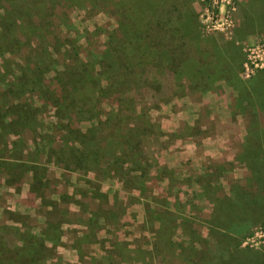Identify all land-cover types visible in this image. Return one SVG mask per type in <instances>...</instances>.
<instances>
[{
    "label": "trees",
    "instance_id": "16d2710c",
    "mask_svg": "<svg viewBox=\"0 0 264 264\" xmlns=\"http://www.w3.org/2000/svg\"><path fill=\"white\" fill-rule=\"evenodd\" d=\"M151 1L146 11L140 8V0H0V54L19 60L12 68L7 58L11 68L1 67L0 180L9 188L27 183L33 195L41 196V210L47 212L42 236L21 229L28 219L18 213L1 221L0 264H63L57 250L65 245L64 225L69 217L77 218L69 229L84 228L83 234L77 231L73 247L82 263L119 264L128 256L135 259L119 237L99 239L97 232L109 220L100 213L107 207L105 202L97 211L74 204L75 196L89 197L91 204L95 199L102 201V191L94 186L95 191L86 194L74 189L70 197L65 175L42 163L74 168L86 176H112L141 196L151 192L144 163L151 155L144 148L162 137L159 122L143 105L152 91H167L171 96L189 85L201 100L207 88L224 82L236 92L233 113L248 103L246 108L252 114L237 157L253 170L249 183L260 182L261 187L244 194L234 188L233 194L218 197L213 218L229 230H243L264 212V165L259 162L264 155V71L262 80L248 83L240 79L243 62L238 46L233 42L232 50H226L216 38H204L187 0ZM76 10L94 16L98 10L105 11L115 18V24L91 32L81 30L68 13ZM255 26L264 29V14L249 15L243 22V28ZM85 35L89 37L86 40L82 39ZM161 39L169 44L161 46ZM59 188L66 192L60 201L48 198ZM114 203L116 207L109 206L111 211L106 212L119 217L117 209L127 203L120 197H115ZM159 230L156 253H142L153 255L152 259L163 257L158 242L170 239L166 234L170 228L163 224ZM208 236L195 230L193 241L202 249L210 248ZM94 243L101 247V257L89 251ZM227 246L220 239L211 257L192 245L188 249L190 254L198 253L199 264H215L212 258ZM249 256L240 253L229 257L227 263L249 264L255 255ZM168 257L165 259L171 264H194L195 256Z\"/></svg>",
    "mask_w": 264,
    "mask_h": 264
},
{
    "label": "rangeland",
    "instance_id": "374dc122",
    "mask_svg": "<svg viewBox=\"0 0 264 264\" xmlns=\"http://www.w3.org/2000/svg\"><path fill=\"white\" fill-rule=\"evenodd\" d=\"M187 1L204 38H216L226 50H232L233 42L238 46L240 61L243 62L239 72L240 79L248 83L259 78L262 80L260 73L264 71V29L256 26L243 28V22L249 15L258 14L260 17L264 14V0ZM151 5V0H140V8L146 11ZM176 12L179 15L182 13L178 9ZM68 13L81 30L91 29V32L97 27L107 29L110 23L115 24V18L102 10H98L95 16L81 10ZM87 38L88 35H85L82 39ZM159 43L161 46L169 44L162 39ZM7 58H10L7 54H0V74L4 73V69H1L3 65L11 68L5 62ZM9 60L12 68L17 67L15 65L19 63L18 57ZM185 83L188 85V80H185ZM207 89V92H201V100L189 85L181 90L176 89L171 96L167 91L165 94L155 91L148 93L143 105L152 119L159 122L162 137L159 142L151 140L144 148L151 155L144 158L148 167L151 192L148 191L143 196L121 186L119 180L112 176H86L74 168L65 170L51 163H42L52 171L65 175L69 196L74 193V189L85 190V194L87 190L95 191L92 186L102 191L105 201L95 199L91 204L89 197L84 199L82 196H75L74 204L78 202L77 205H85L89 211H97L98 206L105 202L107 207L100 213L108 216L109 220L103 223L97 232L99 239L111 240L113 236L119 237L135 258L132 260L128 256L121 262L117 257L121 262L119 264H171L165 259L169 258V255H182L183 258L188 255L195 256L192 263L199 264L196 258L198 253L190 254L192 251L188 248L192 245L203 255L211 257L215 254V245L219 244L220 239L226 241L228 246L226 251L216 254V259L212 258L215 264L227 263L229 257L240 253L251 255L249 259L255 255L254 259L250 260L253 264H264V212L256 216L251 225L243 230H229L222 221L213 218L218 197L226 193L233 194L234 188L238 194H244L251 191L254 193L261 187L260 182V185L256 182L253 186L249 183V180L253 179V170L248 168L243 159L237 157L239 146L247 135L246 127L251 118V109L246 108V103L242 109L233 113L232 97L236 92L224 82H215ZM262 127L264 129L263 121ZM259 162L264 165V155L259 158ZM48 190L53 192L54 189ZM57 191L50 197L41 194L42 198L45 197L44 200L47 201L49 200L46 197L60 201V197L66 192L62 191V188ZM37 193L39 195L38 190ZM33 194L27 183L9 188L4 180H0V224L18 213L28 219V225L20 226L21 229L42 236L47 224V212L41 210V196ZM115 197H120L121 201L128 205L115 210L119 217L106 212L111 211L109 206L116 207ZM253 198L256 199L254 196ZM255 202L256 200L252 203ZM76 219L69 217V222L64 225L65 245L57 250L63 264H84L73 249L77 231L83 234L84 228L77 226L69 229L70 222L76 223ZM175 219L178 222H174ZM163 224L171 230L166 233L170 234V239L158 242V253H163V257L152 259L153 255L147 257L146 253L153 254L158 240L156 235L161 231L159 229ZM195 230L210 236V248L202 249L199 242L194 243ZM95 244L89 251H95L101 257V247ZM144 252L146 253L142 254Z\"/></svg>",
    "mask_w": 264,
    "mask_h": 264
}]
</instances>
